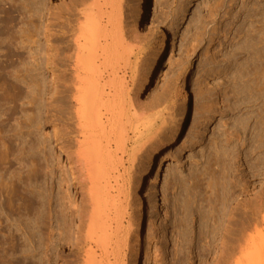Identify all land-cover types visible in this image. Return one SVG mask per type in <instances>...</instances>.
<instances>
[{
  "label": "rangeland",
  "instance_id": "374dc122",
  "mask_svg": "<svg viewBox=\"0 0 264 264\" xmlns=\"http://www.w3.org/2000/svg\"><path fill=\"white\" fill-rule=\"evenodd\" d=\"M77 1L0 0V43L22 40L32 21L38 26L31 34L37 41L32 46L41 64L32 77L37 87H28L31 78L24 70L0 71L19 86L0 87V264H78L70 243L58 238L62 231L56 218L44 227L32 208L35 201L46 200L49 188L58 210V204L73 203V212L66 210L71 216L68 230L74 233L80 224L74 212L81 205L78 181L83 173L75 169L74 155L68 160L63 150L72 138L79 139L78 126L61 115L62 94L54 83H65V77L59 71L54 76L45 64L47 29L59 30L50 22L57 26L67 10L84 9ZM121 2L129 46L137 44L133 33L141 38L137 64L133 59L124 75L125 96L142 107L133 119L137 133L131 134L142 151L127 187L131 204L126 211L136 222L126 232L121 246L126 256L119 264H220L230 249V236L224 235L221 216H212L224 202L233 216L235 199L253 187L257 190L244 203L237 241L242 245L236 247L245 251L236 257L258 250L259 257L250 256L253 261L259 258L258 263L249 260L264 264V0ZM35 14L40 16L33 18ZM3 49L0 67L7 62ZM119 192L114 188L113 195ZM258 204L263 205L260 212ZM18 224H24L23 229ZM24 228L33 240L21 238ZM50 235L56 248L47 254L45 238ZM16 240L24 247L19 251L36 250L20 254ZM88 248L79 254V264Z\"/></svg>",
  "mask_w": 264,
  "mask_h": 264
},
{
  "label": "bare ground",
  "instance_id": "6f19581e",
  "mask_svg": "<svg viewBox=\"0 0 264 264\" xmlns=\"http://www.w3.org/2000/svg\"><path fill=\"white\" fill-rule=\"evenodd\" d=\"M91 2L92 4L89 5ZM77 3L78 6L84 9L81 11H77L74 8L67 10L66 13L60 15L62 18H65V21L61 22L59 21L61 19H57V26H55L53 21L50 22V27H59V30L47 29L45 64L54 76L55 72L59 71L65 77V83L58 81L54 83L57 93L61 90L60 93L62 94L61 101H59L60 110L62 111L61 115L66 121L75 120L78 126L76 133L79 139L73 142L72 138V144L63 147V150L67 152L68 160H71L72 155H74L73 164L76 167L75 169L83 173V176L81 175L78 181L81 205L74 212L77 214L76 217L79 219L80 224L74 233L68 230L69 218L71 216L66 213V210L73 212V203L69 200V204L67 205L66 203V207H64L65 204L63 206L61 202L62 204H58L60 209L58 210L52 204V199L55 196L52 195L49 188L48 190L43 189L48 194L44 198L46 200L35 201L33 203L35 205L32 208H34L37 223L45 224L44 227L47 224L46 221L52 222L56 218L59 229L62 231L58 238L61 242L67 240L70 243L72 246L71 251L75 254L78 264L79 254L86 246L89 248L85 251L83 264H119V261L121 260L120 262H122L124 259L121 246L125 236L128 235L126 232L130 231L136 222L134 216L127 214L128 212L126 211V208L131 204L130 192L127 187L131 179L129 178L130 170L133 168L134 162L140 157L139 153L142 151L141 145H139L140 147H137L138 145L135 146L138 144V139L133 141V137H131L132 132L134 135L137 133L133 119L141 113L142 107L133 105L129 98L127 99L125 96L127 85L124 72L132 65L133 59H136L135 62L137 64V58L142 53V48L139 46L141 38L137 33H133V39L137 44L133 47L129 46L122 22L121 0H78ZM11 14L12 11L7 12V15H10V17ZM38 16L40 15L35 14L32 17ZM82 17L84 18V22H80V18ZM37 32L38 26L34 25L31 21L28 29L22 32V40L11 41V38H7L9 40L8 43L7 39L2 40L0 43V46L4 45L2 47H4L3 51L6 53L5 57L7 60L6 65L0 67V71L4 73L8 68H12L14 71L17 69V72L24 70L22 73L31 78L28 79L31 80L30 82H26L28 87L38 86V84L34 83L35 81L33 82V75L40 70V56L38 55V51L33 49L34 46H32L37 44V41L32 39L33 34ZM53 42H62L65 46H55ZM29 48L28 55H25V57L23 55L24 51ZM14 59L17 64L19 63L18 65L14 63ZM1 74L0 77L3 76ZM17 84L13 80L11 81L10 79L9 81V79L4 77L0 83V87L12 89L19 87ZM53 106L51 105L50 107ZM50 107L48 108L49 111ZM74 146H76V151H73ZM46 159L48 164H50L49 155ZM114 188H118L120 191L119 195H113ZM138 190H140V186H138ZM255 190H257V187L248 189L244 191L243 195L241 194L235 199V212L233 216L230 217L228 202H224L220 209H218V213L212 216V218L221 216V227H223L224 235L230 236V241L228 242L230 249L226 250V253L223 254L220 264H232L230 259L235 258L237 252L241 251V247L238 248V251L236 247L238 244H241H237V241L244 214L245 198L255 192ZM38 192L36 191L37 194H41V192ZM57 198H60L58 200H65L64 197L61 199V196ZM11 206L10 208H13ZM259 206L258 204L256 209L260 212L263 205L260 208ZM71 215L73 216V214ZM22 225L24 227V224ZM29 225L30 223L28 227ZM84 227H86V230ZM27 229L24 228L25 236L21 237L24 240H29ZM32 230L29 229L28 233L29 231L32 232ZM19 231L21 232L22 230L19 228ZM65 231H68V233L64 234ZM22 234H24V231ZM54 238L52 235L48 239L45 238V242L47 243L45 244L44 242V244L48 250V252L46 251L47 254L54 243ZM31 239L30 237L29 241ZM17 240L14 243L15 246H13L16 251H19L20 247H22V244H20L22 241L19 242ZM111 241L114 242L113 246H111ZM33 245L31 244V246ZM27 246H29L28 243ZM27 246L26 248H28ZM254 247L257 250L255 244ZM34 249L36 250V248L30 249L31 251L28 250V254L31 255L35 251ZM243 250L245 251V249ZM243 250L241 251L242 253L244 252ZM28 251L22 250L25 253ZM257 252L255 251L256 254L248 252L246 256L236 257L238 259L235 258L233 264H247V262L248 264H253L255 261L258 263L259 258L258 261H253V256L251 257L252 259L250 258L251 255L259 257ZM35 253L34 256L36 255ZM48 257L49 255L45 257V261ZM48 261L50 262V257Z\"/></svg>",
  "mask_w": 264,
  "mask_h": 264
}]
</instances>
